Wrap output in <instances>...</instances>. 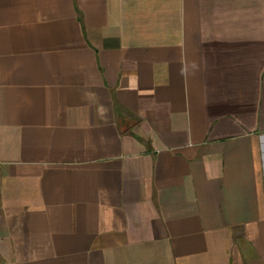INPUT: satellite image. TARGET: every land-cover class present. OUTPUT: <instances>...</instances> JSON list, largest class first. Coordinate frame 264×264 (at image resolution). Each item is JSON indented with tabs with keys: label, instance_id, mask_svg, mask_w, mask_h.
<instances>
[{
	"label": "crops",
	"instance_id": "obj_1",
	"mask_svg": "<svg viewBox=\"0 0 264 264\" xmlns=\"http://www.w3.org/2000/svg\"><path fill=\"white\" fill-rule=\"evenodd\" d=\"M0 264H264V0H0Z\"/></svg>",
	"mask_w": 264,
	"mask_h": 264
}]
</instances>
